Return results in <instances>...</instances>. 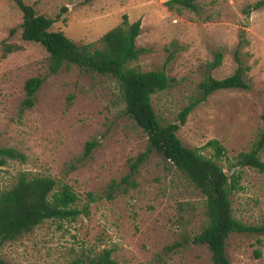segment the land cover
<instances>
[{"label": "rangeland", "instance_id": "obj_1", "mask_svg": "<svg viewBox=\"0 0 264 264\" xmlns=\"http://www.w3.org/2000/svg\"><path fill=\"white\" fill-rule=\"evenodd\" d=\"M38 14L55 20L54 31L73 41L97 43L127 16L141 20L137 46L145 49L131 66L160 70L171 53V86L153 96L156 113L167 124L197 95L210 73L207 63L224 54L216 79L232 75L236 55L250 68L249 90L211 95L188 117L178 135L185 146L202 149L211 140L227 149L218 161L224 171L250 149L262 128L264 112V8L250 15L258 0H197L198 11L170 9L168 0H24ZM22 12L0 0V148H14L26 160L0 167V190L22 172L50 176L71 185L79 208L89 212L76 221H49L33 233L7 243L1 251L14 264H65L82 255L113 250L116 264H212L207 246L191 239L201 221L203 196L162 155L154 152L130 176L131 160L144 153L148 138L130 117L115 79L77 67L52 73L49 54L22 39ZM244 37L246 43L240 45ZM19 49L8 53L4 45ZM42 77L35 106L21 112L26 81ZM97 141L83 159L88 142ZM264 161V152L262 153ZM75 167V168H73ZM242 189L232 195L234 216L247 224L264 221V175L245 168ZM95 198L91 202L89 195ZM195 211L180 218V205ZM232 264H264V237L233 234L228 240Z\"/></svg>", "mask_w": 264, "mask_h": 264}, {"label": "trees", "instance_id": "obj_2", "mask_svg": "<svg viewBox=\"0 0 264 264\" xmlns=\"http://www.w3.org/2000/svg\"><path fill=\"white\" fill-rule=\"evenodd\" d=\"M12 2L22 12V39L42 45L47 53L50 72L58 73L63 69L77 67L85 72L96 73L116 80L124 104V114L130 117L147 135L146 151L131 160L130 176L138 172L139 167L154 152L173 168L181 172L192 187L203 196L201 221L193 237L185 239V245L191 240L196 245H205L211 253L212 264H232L228 255V240L233 234L264 237V221L247 224L234 216L232 195L241 191L242 173L251 168L264 175V112L262 128L247 151L239 153L231 163V175L218 161L227 159V149L218 140L209 141L204 149H211L212 155L206 156L202 149L185 146L178 132L186 124L189 115L211 95L223 90H249L247 73L250 70L236 55L235 72L224 78L216 79L211 71L220 67L224 54L217 52L213 61L207 63L210 73L198 85L194 96L178 114L176 121L167 124L156 113L153 96L171 86L167 67L174 57L171 53L160 70L142 71L131 63L137 61L145 52L137 46L141 34V20L130 22L125 16L123 22L105 33L97 43L79 44L68 38L61 31L52 30L55 20L38 14L34 6L24 0H5ZM197 0H168L166 5L174 9L198 11ZM264 0L249 5L245 13L263 9ZM246 43L244 37L240 45ZM19 49L16 45H4L5 52L12 53ZM44 79L40 76L26 81V97L21 105V112L32 109L37 101L38 92ZM97 141L87 143L83 159L91 156ZM8 160L25 161L26 157L14 148H0V167ZM75 168V167H73ZM91 202L95 201L92 194ZM79 197L73 187L60 183L50 176H31L28 172L18 175L16 182L9 188L0 190V264H14L1 254L2 248L10 242L33 233L38 227L49 221H76L89 212V205L78 206ZM190 203L180 205V218L194 212ZM65 264H116L113 250L105 249L95 255H82Z\"/></svg>", "mask_w": 264, "mask_h": 264}, {"label": "water", "instance_id": "obj_3", "mask_svg": "<svg viewBox=\"0 0 264 264\" xmlns=\"http://www.w3.org/2000/svg\"><path fill=\"white\" fill-rule=\"evenodd\" d=\"M230 175V173H227V176H229Z\"/></svg>", "mask_w": 264, "mask_h": 264}]
</instances>
